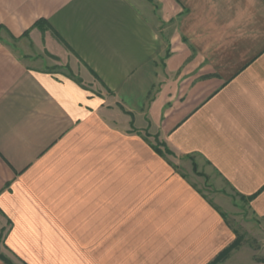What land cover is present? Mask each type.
<instances>
[{
	"label": "crops",
	"instance_id": "crops-1",
	"mask_svg": "<svg viewBox=\"0 0 264 264\" xmlns=\"http://www.w3.org/2000/svg\"><path fill=\"white\" fill-rule=\"evenodd\" d=\"M194 164L264 221V0H0V254L208 264Z\"/></svg>",
	"mask_w": 264,
	"mask_h": 264
},
{
	"label": "rangeland",
	"instance_id": "rangeland-1",
	"mask_svg": "<svg viewBox=\"0 0 264 264\" xmlns=\"http://www.w3.org/2000/svg\"><path fill=\"white\" fill-rule=\"evenodd\" d=\"M14 47L17 48L15 45ZM37 56L43 60L37 63L45 68L66 71L68 69V72H71L67 64L59 63L57 58L45 52ZM187 176L200 186L204 196L226 213L230 227L237 231L240 238L237 247L230 249L226 256L215 264H264V221L255 219L241 196L238 197L225 182L205 175L195 164L194 170Z\"/></svg>",
	"mask_w": 264,
	"mask_h": 264
},
{
	"label": "trees",
	"instance_id": "trees-1",
	"mask_svg": "<svg viewBox=\"0 0 264 264\" xmlns=\"http://www.w3.org/2000/svg\"><path fill=\"white\" fill-rule=\"evenodd\" d=\"M253 196H249L247 199L242 197L241 198L243 199V201H247L248 199L252 198ZM236 239L234 240V242L227 248L223 249L220 253H218L214 259L212 261H210L208 264H215L216 262H219L221 261L225 256L226 254L228 253V251H230V249H232L233 247L237 246L240 238H239V235L237 234L236 232ZM0 259L6 263V264H13L8 258H6L5 256H3L2 254H0Z\"/></svg>",
	"mask_w": 264,
	"mask_h": 264
}]
</instances>
